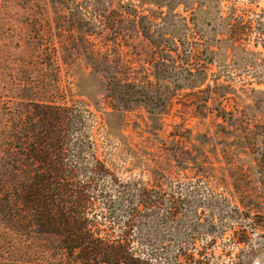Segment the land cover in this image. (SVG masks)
Instances as JSON below:
<instances>
[{
  "label": "trees",
  "instance_id": "1",
  "mask_svg": "<svg viewBox=\"0 0 264 264\" xmlns=\"http://www.w3.org/2000/svg\"><path fill=\"white\" fill-rule=\"evenodd\" d=\"M137 1L148 6V10L157 7L160 14L151 16L160 22L138 16L135 11L125 20L127 23L117 20L108 24L125 44L133 39L130 36L139 38L141 48L147 50L144 62L150 67V75H117V65L99 69L96 57L90 72L98 78L94 79L95 84H90L83 74L74 86L61 88L52 65L38 62L34 66L36 74L45 72L46 80L26 72L25 85L29 87L24 86L19 107L0 112V264H208L205 252L197 250L198 257L194 256L187 249L186 240L177 242L176 250L170 253V247L158 240L159 234L150 228L159 218L180 224L183 214L178 195H183L186 185L177 187L178 194L174 192L169 203L160 195L161 188H171V176L180 170L191 174V180L205 182V192L212 189L211 184H221L230 196L228 200L240 206L231 217L238 215L243 223L229 228L233 243L248 248L244 258L239 255L240 264H253L262 255L263 246L251 243L248 230L264 231V133L248 120V106L227 110L222 104L228 96L241 97L226 65L239 57L251 40L244 39L238 24L232 25L231 33L228 30L218 46L205 43L201 53L193 49L188 56L192 69L171 81L170 71L176 59L167 53L172 46L162 27L168 28L174 16L186 22V17L174 14L182 4H186V12H190L191 22L195 23L196 14L201 11L195 5L200 0ZM101 2L96 0L93 4L95 18L104 13ZM199 6L202 8V3ZM72 14L66 18L77 29V18L73 11ZM175 47L174 52L178 49L176 44ZM67 56L62 53L65 70L71 72ZM136 61L141 62L137 58ZM209 64L218 69L212 74L214 86L206 85L208 69H203ZM71 75L76 77L73 72ZM253 78L258 81L257 76ZM168 82L190 90L187 112L198 123L186 129V147L172 142V148L160 149L155 143L164 141L160 137L165 129L163 117L167 103H172L176 95L164 87L163 83ZM76 97L88 99L99 116L90 113L89 104ZM100 98L109 109L101 105ZM134 108L144 109L145 113L137 115L140 120L131 124L127 115ZM92 122L100 124L99 145L91 131ZM77 125L86 132L81 137L94 141L91 148L81 140L74 143ZM197 128L199 131L194 133ZM127 131L136 134L139 142ZM256 144L261 147L259 181L252 165ZM128 162L132 166L127 171L139 169L148 181L111 178L108 186L104 177L115 174L114 170ZM194 185L190 183L187 189L194 190ZM208 219L203 224L207 233L226 224L222 216ZM193 231L195 234L197 230ZM177 237L182 240L186 234L177 231ZM213 240L216 241L215 236Z\"/></svg>",
  "mask_w": 264,
  "mask_h": 264
},
{
  "label": "rangeland",
  "instance_id": "2",
  "mask_svg": "<svg viewBox=\"0 0 264 264\" xmlns=\"http://www.w3.org/2000/svg\"><path fill=\"white\" fill-rule=\"evenodd\" d=\"M95 1L0 0L1 113H8V111H14L15 108L19 107V102L23 98L25 90L24 86H27L25 85L27 84L26 72L31 71L36 74L34 66L38 62H47V64L52 65L53 75L61 88L65 85L74 86L78 76L83 74H85L83 76L86 80L93 84L94 79H98L90 75V72L93 71L91 65L96 57L99 59L96 62L99 69H106L108 66L112 68L114 65L110 64L117 65L119 72L117 75L123 73L137 78L150 75L151 70L148 69L150 67L144 62L147 50L142 49L139 38L130 36L129 38L133 39L125 44L118 33L110 31L108 23L114 24L117 20L127 23L125 20L131 18L130 14H134L135 11L136 15H146L150 17L151 21H155L151 14L159 15L161 11L157 7L148 10V6L141 5L137 0H112V2L111 0H99L102 1L101 5L104 13H100L99 17V14L96 15L95 18L93 13ZM199 3H202V8H200ZM195 8L201 9L194 19L196 25L191 22L192 15L190 12H186V4H182L174 11V14H181L182 18L186 17V22L179 19L180 17L174 16L169 22L168 28L162 27V33L165 36L167 35L166 38L172 46V49H170L172 51L168 50L167 53L176 59L175 67L172 66L170 71L171 81L179 79V73L185 72L189 68L192 69V66L188 63V56L193 54V49H198L201 53V45L204 46L205 43L218 46V42L226 37L228 30L230 32V27L238 24L239 31L245 35L244 39L251 40L250 45L245 44L244 51L240 48L242 54L233 61H227L229 65L226 66L230 72L228 74L233 78V86L237 88L241 97L228 96L222 99V104L227 110L242 109L244 106H248L247 111L250 113L248 120L253 122V126L258 125L259 131L264 133V94L260 93V91L264 92V0H210L206 3L200 0ZM72 11L77 18L74 20V24L77 22V29L74 26L72 28V24L67 21ZM78 22L81 24L79 27ZM155 22L160 21L156 20ZM98 29L103 30V32ZM113 39L118 41H113ZM175 44L178 49L174 52L176 49ZM213 48L215 49V47ZM36 50L39 53L41 52L40 55L35 53ZM64 52L68 54L67 60L73 69L71 72L76 77L71 75L70 71L65 70L66 64L62 59V53ZM136 58L141 62L136 61ZM206 69H208L206 85L214 86L212 74L217 72L218 69L211 64L204 66L203 70ZM33 73L31 74L33 75ZM45 74L44 72L40 76L36 75L39 76L40 80H46ZM185 74L183 73V75ZM36 75L33 76L36 77ZM253 76H257L258 81H255ZM203 77L200 76V78ZM149 79L152 83L154 82L152 78L149 77ZM258 82L263 83L258 84ZM83 84H86V82H83ZM163 84L164 87L176 95L172 103H167V114L163 117L165 129L160 137L164 141H157L155 146L160 149L172 148L171 143L176 142L180 146L186 147V139H184L186 129L192 128L198 123V119L187 112L189 108L186 104L189 103L190 90L169 82L168 85ZM76 99L81 100L82 98L76 97ZM82 100L89 104L87 110L90 113L99 116L95 106L92 103L90 104L88 99L83 98ZM99 100H102L101 105L109 109V106L106 103L104 104V99L100 98ZM143 113H145L144 109L134 108L129 111L128 120L131 124L134 120L139 121L137 115ZM89 124L91 125L93 122ZM99 126L100 124L97 126L93 124L91 127L94 129L90 128L98 145L102 141V137L97 131ZM76 130L74 143L81 140L83 144H87L91 148L94 141L88 137H81L86 132L84 130L80 131L79 125L76 126ZM194 130V133L199 131L198 128ZM204 130L201 132H204ZM259 131L255 130L257 134H259ZM126 134L134 135L133 140L139 142L136 134H132L131 131H127ZM253 151H255L253 154L255 162L252 165L256 167V172L253 175L256 176V181H259L262 177L260 145L256 144ZM131 166L132 164L128 162L120 170H114L115 174L110 172L111 174H108L107 178L104 177L107 185L111 184V178L122 180L132 178L136 181H148L147 176H143L139 169L132 172L127 171V168ZM179 172L181 173L175 174ZM179 172H175L171 176L173 180L171 188L167 190L165 187L161 188L162 193L160 195L166 203H169V200H173V193L178 194L177 187L181 184L186 185L183 195L180 193L178 195L180 200L178 207L181 214H183L182 219L179 221L180 224H177L176 220H167L166 223L162 218L157 219L155 224L150 227L151 230L157 232L156 235L159 234L156 238L170 247V253L176 250L177 242L180 243V241L186 240L189 252L196 257H198L199 250L205 252V261L208 264H240V258L238 257L241 255L244 258L248 248L244 244L236 246L233 243V232L229 231V228L243 223L238 215L231 217V214L235 212L237 207L240 209V206L237 202L228 200L230 196L221 184L217 186L211 184L212 189L205 192V182H200L201 179L191 180L189 178L191 174L189 175L186 171L180 170ZM190 183L195 184L194 190L187 189ZM124 209L127 208L124 207ZM214 216L226 218V224L224 228L221 227L213 233H207L203 224L207 222L208 218L210 220ZM254 218V221H258L257 217ZM216 219L218 220V218ZM193 229L197 230L195 234ZM177 231L184 232L186 237L179 240ZM248 233L249 238L252 240L251 243L259 242L263 246L260 251L262 255L258 256L253 264H264V236L261 237L260 235L264 234V231L249 229ZM213 236L216 237V241L213 240ZM162 259L165 262L167 261L165 256H162Z\"/></svg>",
  "mask_w": 264,
  "mask_h": 264
}]
</instances>
